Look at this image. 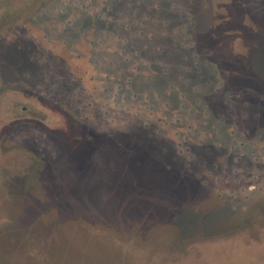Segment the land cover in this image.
I'll return each mask as SVG.
<instances>
[{"label": "rangeland", "instance_id": "374dc122", "mask_svg": "<svg viewBox=\"0 0 264 264\" xmlns=\"http://www.w3.org/2000/svg\"><path fill=\"white\" fill-rule=\"evenodd\" d=\"M0 264H264V0H0Z\"/></svg>", "mask_w": 264, "mask_h": 264}]
</instances>
